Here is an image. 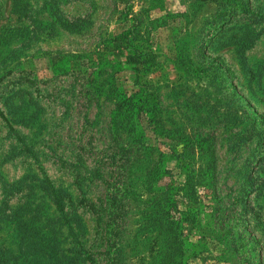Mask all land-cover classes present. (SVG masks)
<instances>
[{"label":"rangeland","instance_id":"obj_1","mask_svg":"<svg viewBox=\"0 0 264 264\" xmlns=\"http://www.w3.org/2000/svg\"><path fill=\"white\" fill-rule=\"evenodd\" d=\"M0 108V264H264V0H0Z\"/></svg>","mask_w":264,"mask_h":264},{"label":"trees","instance_id":"obj_2","mask_svg":"<svg viewBox=\"0 0 264 264\" xmlns=\"http://www.w3.org/2000/svg\"><path fill=\"white\" fill-rule=\"evenodd\" d=\"M0 117L6 122V123H8V120H7V118H6V116H5V114H4V112L2 111V109L0 108ZM191 140H193V141H196V140H198L199 141V139L198 138H192L191 137ZM186 143H189L188 141H185L183 144H182V146L184 147V145L186 144ZM189 145H191L190 143L187 145L188 147H189ZM183 166H182V169H184V171H185V177H186V179L188 178V177H193L194 176V171L196 170L198 173L199 172H201L199 169H193L190 165H189V163H185V164H182ZM212 175H214V174H212ZM195 176H196V174H195ZM214 180V179H213ZM212 180V181H213ZM108 213L109 214H112V211H108ZM111 232V231H110ZM112 233V232H111ZM170 246H172V248H174V246L171 244Z\"/></svg>","mask_w":264,"mask_h":264}]
</instances>
